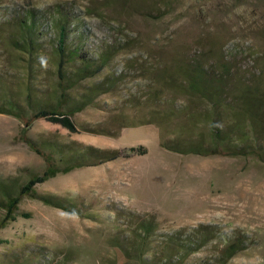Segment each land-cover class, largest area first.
Masks as SVG:
<instances>
[{
	"label": "rangeland",
	"instance_id": "obj_1",
	"mask_svg": "<svg viewBox=\"0 0 264 264\" xmlns=\"http://www.w3.org/2000/svg\"><path fill=\"white\" fill-rule=\"evenodd\" d=\"M58 5L70 11L72 25L77 22L75 30L85 34L89 49L130 43L131 49L120 52L110 70L105 68L94 79L124 71V82L74 116L75 133L38 120L28 135L36 139L56 137L104 150H141L123 152L117 160L37 185L40 195L83 203L90 216L79 217L24 199L19 209L30 217L18 218L0 230V264H30L34 258L25 257L31 254H36L41 264H126L106 239L115 228L125 227L131 216L154 222L152 245L174 232L191 234L200 226L225 238L246 235L249 246L228 264H264V163L253 157L171 153L160 147L154 126H122L118 115L122 110L131 114L129 102L146 97L149 91L151 83L139 70L143 63L157 65L160 51L177 50L180 41L190 55L205 46L223 48L231 53L228 56L235 68L254 72L255 61L264 54V0H0V23L27 8L40 14ZM98 12L102 18L97 17ZM154 38L163 46L152 47ZM44 49L47 53L39 56L34 68V93L39 99H48L55 84V60L48 54L49 48ZM0 75L7 87L5 92L1 88L5 83L0 82V102L7 93L25 107L27 56L2 41ZM82 85H89V81ZM82 85L77 92H83ZM5 104L10 106L7 98ZM21 128L17 119L0 114V182L14 189L28 172L43 167V160L19 139ZM97 129L110 134L94 132ZM3 214L0 209V218ZM217 240L189 256L185 264L211 259ZM65 259L68 262L64 263Z\"/></svg>",
	"mask_w": 264,
	"mask_h": 264
},
{
	"label": "trees",
	"instance_id": "obj_2",
	"mask_svg": "<svg viewBox=\"0 0 264 264\" xmlns=\"http://www.w3.org/2000/svg\"><path fill=\"white\" fill-rule=\"evenodd\" d=\"M137 13L145 16V12ZM101 14L96 13L102 18ZM75 29L77 22L72 25L71 13L62 5L40 14L34 8H27L0 23V41L26 55L28 61L26 106L10 98L11 95L8 98L6 93L10 106L5 104L4 97L0 102V114L12 116L21 123L19 139L43 160L42 169L28 172L24 182L15 189L0 182V209L4 211L0 230L18 218L30 217L19 209L24 199L37 200L45 206L89 218V209L83 203L40 195L36 186L59 175L117 160L123 152L132 154L141 150H104L78 142H64L56 137L36 139L28 135L32 124L38 120H48L75 133L74 116L97 104L99 96L116 91L124 82V71L110 73L98 81L94 79L105 68L110 70L116 56L131 49L130 43L114 42L106 47L89 49L85 34ZM73 33L75 37L72 38ZM176 38L174 36L173 40ZM151 44L155 48L163 46L155 38ZM177 44L179 48L174 51L161 49L162 56L157 65L147 67L144 62L139 68L151 86L146 97L129 102L131 114L123 110L118 113L120 124L154 126L159 132L160 147L171 153L253 157L264 163V54L255 61L254 72H244L234 67L228 56L231 53L223 48L205 46L190 55L185 43ZM47 47L48 54L55 60V84L49 89L48 99H39L34 93V68L40 62L39 56L47 53L44 51ZM0 78V82H4L1 75ZM87 81L89 85L84 87L82 84ZM4 83L1 88L7 92L6 81ZM81 85L83 92H77ZM94 132L110 134L106 129ZM155 230L153 221L131 216L125 227L115 228L106 242L126 259V264H185L189 256L199 253L215 239L218 240L216 246H212L211 259L193 264H228L249 246L246 235L225 238L212 228L201 226L191 234L174 232L152 245ZM35 256L31 254L25 258H34L30 264H41ZM66 262L68 259L64 260Z\"/></svg>",
	"mask_w": 264,
	"mask_h": 264
}]
</instances>
